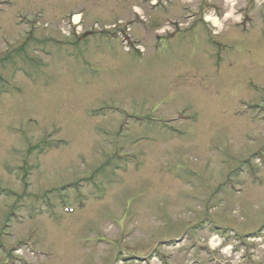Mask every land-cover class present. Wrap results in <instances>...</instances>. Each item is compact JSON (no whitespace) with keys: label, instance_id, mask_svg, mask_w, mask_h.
Instances as JSON below:
<instances>
[{"label":"rangeland","instance_id":"374dc122","mask_svg":"<svg viewBox=\"0 0 264 264\" xmlns=\"http://www.w3.org/2000/svg\"><path fill=\"white\" fill-rule=\"evenodd\" d=\"M215 262L264 264L263 0H0V264Z\"/></svg>","mask_w":264,"mask_h":264},{"label":"bare ground","instance_id":"6f19581e","mask_svg":"<svg viewBox=\"0 0 264 264\" xmlns=\"http://www.w3.org/2000/svg\"><path fill=\"white\" fill-rule=\"evenodd\" d=\"M73 20L76 21V20H78V18L74 16V17H73Z\"/></svg>","mask_w":264,"mask_h":264}]
</instances>
